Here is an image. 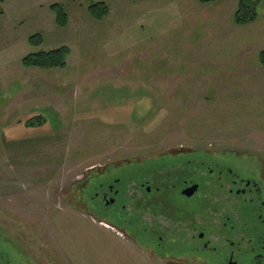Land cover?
I'll use <instances>...</instances> for the list:
<instances>
[{"label": "rangeland", "instance_id": "rangeland-1", "mask_svg": "<svg viewBox=\"0 0 264 264\" xmlns=\"http://www.w3.org/2000/svg\"><path fill=\"white\" fill-rule=\"evenodd\" d=\"M99 1L101 21L84 0H0V245L17 264H163L139 250L146 185L203 160L264 168V3L236 27L238 0ZM61 47L63 68L21 64Z\"/></svg>", "mask_w": 264, "mask_h": 264}, {"label": "flooded vegetation", "instance_id": "flooded-vegetation-1", "mask_svg": "<svg viewBox=\"0 0 264 264\" xmlns=\"http://www.w3.org/2000/svg\"><path fill=\"white\" fill-rule=\"evenodd\" d=\"M200 166L174 168L146 185L139 215L161 222L151 225L152 237L144 229L139 250L169 253L163 264H264V168L256 179L217 162ZM0 262L17 264L1 251Z\"/></svg>", "mask_w": 264, "mask_h": 264}, {"label": "trees", "instance_id": "trees-1", "mask_svg": "<svg viewBox=\"0 0 264 264\" xmlns=\"http://www.w3.org/2000/svg\"><path fill=\"white\" fill-rule=\"evenodd\" d=\"M88 3L87 11L89 15L97 21L105 19L109 14L108 7L99 0H84ZM199 4H209L220 2L223 0H194ZM264 0H238L233 17L232 23L236 27H242L254 23L258 18V7ZM53 15L54 21L57 26L65 27L67 25V15L61 5L54 4L49 7ZM29 44L37 46L41 43V37L34 35L29 38ZM69 54L67 47L50 50L47 52L32 53L22 58L21 64L25 68H38L41 70H48L52 68H63L66 65V58ZM257 61L260 68L264 71V50L257 54ZM29 127L33 126L32 123H43L44 120L41 116H29L25 119ZM0 251L5 257L10 259V255L0 245Z\"/></svg>", "mask_w": 264, "mask_h": 264}, {"label": "water", "instance_id": "water-1", "mask_svg": "<svg viewBox=\"0 0 264 264\" xmlns=\"http://www.w3.org/2000/svg\"><path fill=\"white\" fill-rule=\"evenodd\" d=\"M0 264H1V262H0Z\"/></svg>", "mask_w": 264, "mask_h": 264}]
</instances>
